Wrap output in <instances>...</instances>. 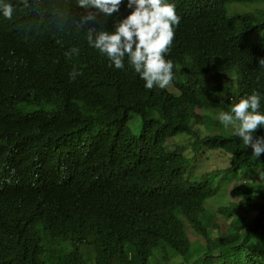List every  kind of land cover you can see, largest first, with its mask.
Listing matches in <instances>:
<instances>
[{
  "label": "trees",
  "instance_id": "obj_1",
  "mask_svg": "<svg viewBox=\"0 0 264 264\" xmlns=\"http://www.w3.org/2000/svg\"><path fill=\"white\" fill-rule=\"evenodd\" d=\"M7 2L15 11L11 20L0 13V264H88L85 248L93 264H132L128 247L147 264L159 243L186 260V226L204 241L191 264H264V182L256 204L252 188L234 184L239 200L217 211L226 218L257 211L214 252L200 215L221 184L184 179L188 158L164 148L169 136L186 133L193 152L229 156L220 174L261 168L264 175V154L253 156L233 132L193 128L213 131L207 110L230 112L253 91L264 114V9L229 15L226 8L264 0H167L181 17L165 54L174 92L146 89L127 59L123 69L110 67L76 29L84 12L76 0H28L32 9ZM126 3L98 17L101 27L113 31L131 11ZM73 47L79 54L66 56ZM73 70L81 75L70 80ZM132 114L137 135L127 126Z\"/></svg>",
  "mask_w": 264,
  "mask_h": 264
},
{
  "label": "clouds",
  "instance_id": "obj_2",
  "mask_svg": "<svg viewBox=\"0 0 264 264\" xmlns=\"http://www.w3.org/2000/svg\"><path fill=\"white\" fill-rule=\"evenodd\" d=\"M122 2L123 0H76L77 7L84 12L73 23L77 30L84 31L89 46L106 55L110 67L123 69L127 59L132 69L144 80L146 89L151 90L157 86L164 89L174 79V64L172 60L165 59V54L170 51L175 28L181 19L175 4L167 0H127L126 7L131 10L129 14L115 24L113 31L105 30L101 27L104 20L98 17H110L119 12ZM21 3L26 9L33 8L28 0H21ZM14 11L11 3L0 0V13L4 18L11 20ZM79 51L78 47H73L65 55L71 57L78 55ZM259 63L264 64V58ZM78 75L81 73L73 70L69 73V78L75 80ZM260 100L259 92L253 91L231 105L230 112L221 111L218 114L220 123L225 127L235 126L234 134L243 140L245 146L251 148L252 155L256 158L264 154V136H254L258 128L264 127V114L259 111ZM170 137L172 136L167 139ZM186 137L191 144L192 138L188 134ZM167 139L164 143L166 151ZM168 152L182 154L174 150Z\"/></svg>",
  "mask_w": 264,
  "mask_h": 264
},
{
  "label": "rangeland",
  "instance_id": "obj_3",
  "mask_svg": "<svg viewBox=\"0 0 264 264\" xmlns=\"http://www.w3.org/2000/svg\"><path fill=\"white\" fill-rule=\"evenodd\" d=\"M263 8L264 3H239L232 2L227 3V14H245L250 11H254L256 8ZM234 84L230 85V92L233 94L236 93L235 86V76ZM230 81V80H229ZM169 91H175L173 86L169 84L166 87ZM230 96V95H229ZM211 110H207V114L212 117L213 121L217 122L213 131H221L223 134L234 133L235 126L229 125L225 127L220 123L218 119L219 111L216 114L211 115ZM196 113H199V110L196 109ZM208 123V122H206ZM204 123V124H206ZM193 128L199 132L200 135L210 133L209 130L200 125L193 123ZM127 126L130 128L132 134L137 135L140 130V120L137 114H132V116L127 121ZM166 148L169 151L174 150L184 154L188 158V162L185 168L183 178L189 181H200L206 180L212 184V186L221 184L220 191L215 195L207 198L204 202V213L200 215L202 221L206 223L208 227V233L212 238L213 250L214 252L217 249L215 244L223 242L230 238L234 232L243 231L248 223V219L253 217L257 211L256 206H251L247 208L246 212L239 211L233 216L226 218L223 213L217 211L219 206H227L230 202H236L239 200L240 195L233 190L234 184L239 187V190H245L247 188H252V200L256 203L262 201L263 196L261 195V190L259 186L264 182V175L259 172H252V169H247L245 171H238L236 173H227L226 175L220 174L219 170L228 166L229 156L220 151L212 150L207 148H200L197 151L193 152L189 139H187L186 134L178 133L169 139L166 142ZM248 150L251 151V148L248 147ZM252 152V151H251ZM216 169V170H214ZM259 169V168H258ZM216 172V174H214ZM204 214V216H202ZM187 236L190 239V256L188 259L184 260L179 255L176 254L170 247L159 243L152 252L151 257L149 258L147 264H191L192 261L196 260L203 248L199 251V244H204L203 239L196 234L191 228L186 226ZM197 243V244H195ZM85 258L88 264H93V251L89 248L84 249ZM128 254L131 258L132 264H140L136 257L133 255L132 249L128 247ZM167 255V258L164 257Z\"/></svg>",
  "mask_w": 264,
  "mask_h": 264
}]
</instances>
